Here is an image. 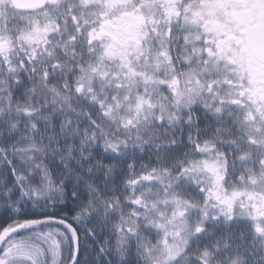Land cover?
Returning a JSON list of instances; mask_svg holds the SVG:
<instances>
[{"label": "snow or ice", "instance_id": "snow-or-ice-1", "mask_svg": "<svg viewBox=\"0 0 264 264\" xmlns=\"http://www.w3.org/2000/svg\"><path fill=\"white\" fill-rule=\"evenodd\" d=\"M0 264H264V0H0Z\"/></svg>", "mask_w": 264, "mask_h": 264}]
</instances>
